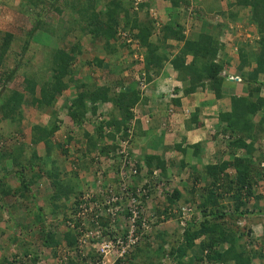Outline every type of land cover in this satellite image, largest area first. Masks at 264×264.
Returning a JSON list of instances; mask_svg holds the SVG:
<instances>
[{
	"label": "trees",
	"instance_id": "obj_1",
	"mask_svg": "<svg viewBox=\"0 0 264 264\" xmlns=\"http://www.w3.org/2000/svg\"><path fill=\"white\" fill-rule=\"evenodd\" d=\"M40 1L19 0L16 12L30 19L28 29L21 38L19 52L12 53V42L19 37L11 30L0 32V122L21 121L24 97H28L24 104L46 116L45 122L37 121L29 126L28 143L0 145V207L11 218L15 217L14 210L21 200L27 201L33 196L30 186L45 177L50 194L41 204L33 202L31 224L38 226L42 246L55 255V248L62 241L68 247L76 244L75 230L65 226L64 222L73 221L77 226L71 214L76 211L79 202L85 205L96 202L99 206L104 197L115 196L117 202L122 203L127 200L125 193L134 194L136 190L144 189L146 196L155 193L165 201V205L159 202L153 206L151 198L156 217L154 223H166L161 231L150 234L155 238V248L161 250L162 255L151 258L150 250L140 249L137 244L115 264H260L262 261L257 258L264 256L261 249L263 244L259 248L248 249L246 245L257 238L250 235L252 229L246 226L247 223L239 227L236 222L245 219L251 222L256 218L264 223V212L260 211L258 205V200L263 199L264 194L255 192L256 182L259 179L264 181V169L259 166L260 161L264 160V153L253 148L254 142L264 137V95L260 94L264 90V0H229L226 2L229 8L227 15L218 3L220 0H209L204 2L205 5L200 4L199 0H167L172 11L182 8L189 9L194 17L203 12H216L223 17L219 24H206L193 36L182 33L180 20L173 19L172 22L156 26L147 10L143 11L145 14L141 18L138 10L133 8L132 0H50L44 5ZM12 2L0 0V6L10 7ZM145 7H148V2L138 5L139 10ZM239 12L247 17L248 23L254 25L256 34L252 44L245 43L243 50L236 47L235 77L244 84L242 88L247 96L246 101L239 103L232 99L230 110L217 116V129L213 130L211 139L221 137V142L215 148L220 158L215 162L202 163L204 160H201L199 152L201 142L187 144L195 162L190 164L181 160L179 171L187 166L192 179L188 183L185 181L180 189L176 186L169 188L167 168L172 161L164 159L163 151L175 149L184 155L186 146L181 147L177 142L172 144V148L162 145L161 155L140 152V149L139 154L131 151L135 149L137 141L148 138L144 135L147 129H142V122L136 117L138 108L147 100L148 82L159 75L164 63L169 61L176 72L175 80L182 82V86L174 88L173 93L181 92L183 97L200 88L218 98L227 78L225 70L229 67L228 60L219 56L223 48L218 36L226 27L227 20L235 21ZM36 30L48 33L57 43L52 47L46 46L41 60L34 61V68L27 71L24 69L25 63L36 54L34 50L30 51V39ZM85 36L89 40L88 45L81 42ZM120 37L123 46L135 41L136 51L141 52V59L135 58L132 65L134 70L142 71V88L139 82L124 78L125 66L112 62L120 56L119 47L116 46ZM127 37H130V41H126ZM169 41H175L177 45L173 55V45ZM90 47L98 48L102 55L95 54L90 60L78 61L76 55L81 58ZM27 51L30 57L24 59V63L17 64L13 56L14 67H5L10 53L19 57ZM187 57H190L188 61ZM251 63H254L251 69L242 72ZM85 65L105 68L108 77L102 83L97 79L92 80L90 76L85 82L82 81L79 71ZM16 77L21 78V90L18 89ZM9 83L16 85L9 87ZM65 90H71V96L63 104L64 114L74 127L82 129L84 143L80 149L81 156L76 162L71 161L73 167L62 177L61 174H65L63 156L67 155V148L53 139L60 122L54 105ZM170 102L177 107L174 111L183 112L179 96H174ZM101 105L104 110L98 111ZM148 109V125L155 129L156 125L151 121L154 117L152 109ZM200 111L199 106L187 111V116L182 120L185 130L201 126ZM258 111L261 113L257 115ZM88 126L91 132L86 129ZM148 143L154 145L151 141ZM40 147L42 154L38 152ZM57 148L60 152L56 151ZM90 154L94 155L89 157ZM131 165L135 174L130 179L128 176L122 177L121 172L126 175ZM103 166L106 167L104 172ZM90 168L93 181L82 180L78 176L79 171H91ZM155 169L158 171L156 181L152 179ZM107 170L109 175H106ZM9 176L16 179L15 185H8ZM203 180L208 182L196 186ZM9 196L15 199L6 202L5 198ZM68 200L71 201L70 205H66ZM183 206L191 208L188 217L182 215ZM125 215H129V212ZM46 216L56 220L57 224L48 220L43 226ZM103 218L99 216L98 222L105 225L107 222L102 221ZM173 218H177L178 229L170 233L167 223ZM182 221L184 224H181ZM57 225L65 226L60 234ZM89 225L93 226L91 223ZM22 227L24 229L26 226ZM262 233L258 242L264 240V226ZM244 236L248 240H244ZM16 243L24 248L25 243L20 238L8 237L3 252H0V255H5L0 257V264L15 263L14 254H6L9 247ZM164 245L168 247L164 249ZM23 251L25 254L29 250L24 248ZM27 254L30 259L25 264L38 263V254L31 251ZM75 260L68 258L66 263L85 264L84 257Z\"/></svg>",
	"mask_w": 264,
	"mask_h": 264
},
{
	"label": "rangeland",
	"instance_id": "obj_2",
	"mask_svg": "<svg viewBox=\"0 0 264 264\" xmlns=\"http://www.w3.org/2000/svg\"><path fill=\"white\" fill-rule=\"evenodd\" d=\"M50 0H41L39 3L40 4H47V2ZM142 2H147V0H141ZM209 0H205V2H208ZM229 0H220L218 3L221 4V8H223V10H227V12L229 11V8L226 6V2H228ZM134 0H132V6H134L133 4ZM38 4V5H40ZM19 5V0H13L12 2V6L10 7H5V6H0V32L4 31V30H11L12 33H14V35L16 37H19V39L16 41L14 40L12 42V53L14 52H19L20 51V45L22 43V39L25 35V32L28 29V24L30 19L28 20L27 18H29L28 16L23 17V15H20L17 11V7ZM205 5V3H204ZM146 9H141L139 10L138 5H137V10H138V14L139 16L142 18L144 16L145 13H143L144 10H147V13L149 14V16L153 17L154 16V8L151 7H145ZM152 11H151V10ZM231 9V8H230ZM186 11V10H185ZM186 13V12H185ZM207 13V12H206ZM18 14V15H17ZM204 13H201V15H203ZM183 20H185V16H187V14H183L182 15ZM197 19V18H196ZM204 19L206 23H209V25L212 24H219L221 21H223V18H220L219 14L214 13V12H210L209 14H204ZM245 17L242 18L243 22L239 21V22H235V23H229L231 24L230 28L233 27V30L236 31V36L239 38L240 37V41L248 36L247 40H251V42H253L256 38L253 37V34H250V32L245 30L246 27V23H245ZM27 20V21H26ZM154 24L156 25L155 19H153ZM186 22V21H185ZM191 22V23H190ZM161 24V23H160ZM187 24H193L194 26L199 25L200 22L198 20L195 21H190L188 19ZM159 26V25H158ZM206 26V25H204ZM229 28V26H228ZM223 31V30H222ZM239 32H241L239 34ZM244 33H246L244 35ZM48 33L42 32L40 30H36L33 34L32 37L30 39V51L34 50V52L36 53L35 56H33V59L26 62L24 65V69L29 71L31 68H34V66L32 65V63L34 61L38 62L41 60V55L44 52V48H46V46L52 47L54 46L57 41H55L52 37L49 36ZM121 37H124V35H122L120 33ZM241 35V36H240ZM244 35V37L242 36ZM220 36V35H219ZM219 40H223L224 37H219ZM121 37L118 38L119 43L117 41V45L119 47V58L117 60L112 61L114 65H121V66H125V69L123 71L124 74V78H126L129 81L132 82H141V74L142 71L141 70H134L133 69V65L132 62L135 58H137L139 60L138 57H140L139 55H141V52H139L138 50L136 51V46L135 44L130 41L131 43L129 44V46H123V42H120ZM130 38V37H129ZM128 40V37L126 39V41ZM218 40V41H219ZM225 40V39H224ZM81 42L84 44H89V40L87 38V36H85L84 38L81 39ZM32 47V48H31ZM236 46L232 45L230 52H234L235 51ZM98 48H93L90 47L88 49V52L86 54H84L81 58L79 55H76L77 60L79 61H83L85 59L90 60L91 57L93 55H99L101 56L102 53L97 51ZM132 50V51H131ZM131 51V52H130ZM12 53L9 54L5 67H14V62L13 60H16L17 64H21L24 63V59L29 58L30 57V52L27 51L25 52L22 56L13 55ZM15 56L12 60V57ZM136 56V57H135ZM27 61V60H26ZM105 67V66H104ZM22 67H19V69H21ZM105 68H100V67H95L94 65H85V67L83 69H80L79 71V75L81 76L82 81H86L88 80L87 77L90 76V78L93 80L97 79V81L101 82L103 81V79H105V77H108V74H106L104 72ZM228 78V77H227ZM18 80V81H17ZM238 80V79H237ZM20 81L21 78L20 77H16V82L18 85V89L21 90L20 86ZM14 85H16L15 83H9L8 86L9 87H13ZM141 86V85H140ZM71 90H65L63 91L60 96L57 97L56 101H55V108L58 111V116L60 118V122H59V129L54 133V137L53 139L58 143L62 144L63 148H67V155L63 156V160L65 162V174H61L62 177H64V175L66 176V172L70 171L71 168L73 167V164L71 163V161H77V159L79 158V156H81V152L80 149L83 147V143H84V137H82V129L80 127H74L69 119L66 117V115L64 114V107L63 104H65L66 102H68V100L70 99V92ZM28 100V97L26 99V97H24V101ZM24 101L22 102V119L21 121L18 122H9L7 120H3L0 122V145H3L5 143L8 144H17L18 142L21 143H28L29 142V126L32 123H35L37 121L40 122H45L46 120V116L43 114H40L39 112L37 113L34 108H32L30 105L28 104H24ZM102 106V105H101ZM102 107H98V111L104 110ZM142 108H146L144 110V113L137 112L136 117H138L142 124L144 125L142 127V129H147L146 134H144L146 137H150L153 138V134L155 133V130L153 129V127H150L148 124L150 123V117L147 116L148 111H149V105L147 103L146 107L142 106ZM179 110V109H178ZM97 111V112H98ZM186 111L190 112L191 108H187ZM180 111H178L179 113ZM172 113H177V112H172ZM153 114V112H152ZM164 115L160 118L161 122H164V125L169 123V115L171 114L170 111L166 110L164 113ZM201 116V114H200ZM175 119L178 118L176 115L174 117ZM177 120H179V124L180 119L178 118ZM151 121L154 123V117L151 118ZM148 125V127H147ZM167 126V125H165ZM147 127V128H146ZM85 128V126H84ZM90 127L88 126L86 129L91 132L92 130L89 129ZM176 127H174L175 129ZM179 128H183L182 125L179 126ZM165 131H169V130H165ZM172 134H176V139L177 137V131L174 130L172 131ZM137 146L136 148L140 149V152L143 151L145 153H150L152 146L148 143V142H137ZM139 146V147H138ZM58 150V148L56 149V151ZM156 149H154L155 152ZM131 151H134V149H132ZM169 152H167L165 160H168L169 158H171V166L168 169L169 175H168V187L171 188L172 186H176L178 189H180L182 186V184L185 183V181L188 183L190 182V180L192 179L191 175H189V168L187 166H184V168L182 169V171H179V166H180V162L182 161H188L186 160V157H183L182 159H180L179 157H177L179 154H176V157H174L173 155H175L171 150H167ZM38 152L42 154L43 149L40 147L38 148ZM58 152H60L58 150ZM137 154H139L138 149L136 150ZM94 154H90L89 157L93 156ZM62 156V155H61ZM136 157V155L134 156ZM220 158V157H217ZM216 158V159H217ZM169 161V160H168ZM92 167V166H91ZM258 167V164H257ZM91 170V168H90ZM106 170V167L103 166L102 171L104 172ZM191 172V171H190ZM67 175H69V173H67ZM106 175H109L108 170ZM141 175V174H140ZM139 175V176H140ZM81 176L80 178L82 180H89V181H93V173L92 170L91 171H79V175ZM157 177V175H156ZM156 177H152V179H155V181L157 180ZM143 177L140 178V180L142 181ZM8 180V185L9 186H13L16 183V179L13 176H9L7 178ZM208 181H199L196 186H202L205 185ZM158 184V183H157ZM264 187V181L263 179H259L256 184H255V192H262ZM30 190H31V194L33 195L32 197H30L29 200H21L20 204L18 205V207L14 210V216L13 218H11L9 216V214L6 212V210L2 209L0 207V252H3V248L5 247L6 243L8 242V237H17L21 239V241H23L25 243L24 248H27V250H29L28 252H33L35 255H37V257L40 260V263L37 264H56L54 259L52 257H49V253H50V249L46 248L44 246H42L41 242H40V238L39 235L37 233V229L38 226H33V224H31L32 222V217L33 215V202H35L36 204H41L43 203V200L50 194V188L48 185V181L45 177L40 178L39 181L35 182L34 184H32L30 186ZM157 194L153 193L150 198H152V204L153 206L159 204V202H161L160 204H164L165 205V201L159 197L156 196ZM14 197L9 196L8 198H5L6 202H11L12 200H14ZM4 200V201H5ZM1 201V200H0ZM257 200L255 199L254 202H256ZM71 201L68 200L66 205L70 203ZM258 205H259V209L260 211L264 212V198L258 200ZM154 207L152 208L149 206V209L146 211L145 216H151L153 218V220H155L154 218ZM150 211V212H149ZM152 212V213H151ZM60 216V215H58ZM264 219V217H262ZM48 220H50L49 216H46L44 219V222L42 223L43 226L46 225V223L48 222ZM56 223L57 221L55 220H50ZM253 222H256L257 224L259 223V227L262 228L264 226V223H261L259 219H254ZM23 224L22 226H26L23 227L19 226ZM57 224V223H56ZM166 223L163 222H158L153 226H150L148 231L146 232L145 236L147 235L148 238H146L147 240H143L140 243H138V246H140L141 248H146L145 250H150L149 252V257L151 258H155L157 255H162V251L155 248L156 244H155V238L153 236H151L150 234H152L153 232H157V231H161V228L163 227V225ZM167 226L170 230V233L173 230H177L178 229V224H177V218H173L171 221L169 220L167 223ZM57 230L58 233L60 234L63 230L64 227L57 225ZM150 235V236H149ZM258 239L260 236H257ZM264 245V241L263 239H260L258 244L256 245V248H259L260 245ZM19 243L13 244L9 247L8 251H7V256H9L10 253L14 254V259L19 258L22 259L23 257H25L27 255L28 252H26L24 254L23 249L24 248H20ZM61 245V243H60ZM168 247V245H164L163 248L166 249ZM5 252V251H4ZM5 256V255H4ZM3 255H0V257H4ZM48 257V258H47ZM42 258V259H41ZM264 258V256H262V258H257V260L262 261V259ZM1 259V258H0ZM29 259V258H28ZM29 261V260H28ZM15 264V263H14ZM260 264H263V262H261Z\"/></svg>",
	"mask_w": 264,
	"mask_h": 264
},
{
	"label": "crops",
	"instance_id": "obj_3",
	"mask_svg": "<svg viewBox=\"0 0 264 264\" xmlns=\"http://www.w3.org/2000/svg\"><path fill=\"white\" fill-rule=\"evenodd\" d=\"M145 1V0H144ZM200 4H203L205 0H199ZM149 8L153 7L155 12L153 19H155L156 26H158L160 23H166V22H172L173 19L180 20V23L183 25V30L182 33L185 36H188L189 34L193 36L194 34H197V32L200 31V28L205 27L204 25L209 24L205 22L204 19V14H209L206 12H203V15H197V17H194L193 13L191 14L189 9L183 10L182 8L177 9V11H172V8H170L169 2L167 0H147ZM202 6V5H201ZM223 9V8H222ZM151 10V9H150ZM152 11V10H151ZM186 12V13H185ZM225 15H227V10H224ZM216 13V12H214ZM245 13V12H244ZM183 14H187L185 16V20H183ZM219 14V13H217ZM239 14V15H238ZM236 16V19L233 23L235 22H243L242 18L243 15L241 12H239ZM220 18H223L219 14ZM194 17V18H193ZM197 18V19H196ZM188 19L190 21H195L198 20L200 22L199 25L194 26L193 24H187ZM245 23L246 27L245 30L250 32V34H253V37L256 36L255 34V28L254 25L248 23L247 17H245ZM186 21V22H185ZM231 21L227 20V25L220 33L219 37H224L223 40L220 41L222 44L223 50L220 51L219 56L220 58L227 59L229 67L228 69L225 70L227 73V77L229 76H235L237 74V51L235 50L234 52H230L232 45H235L237 49H242L245 47V43H251V40H247L248 36L240 41V37L238 38L236 36V31L233 30V27L230 28L231 24L229 23ZM191 23V22H190ZM232 23V22H231ZM215 25V24H212ZM229 26V28H228ZM241 32H239L240 34ZM238 35V34H237ZM241 36V35H240ZM219 40V39H218ZM254 40V39H253ZM173 45L172 48V55L176 52L177 50V45L175 41H169ZM244 46V47H243ZM222 52V53H221ZM190 57H187L186 61H188ZM254 65V63H251L249 67H244L242 72H246L247 70H250L251 67ZM175 74L176 72L173 70L172 66L170 65L169 61H166L164 63V66L156 77H154L150 82H148V88L146 92L147 100L145 103L141 104L140 107L138 108V112L144 113V110L146 108H142V106L149 105V108L152 109L153 116H154V124L156 125L155 133L153 134V138H144L141 143H144L146 141H151L154 145L152 146V149L150 153L153 154H162V145H170L168 148H172L173 143H180L181 147H185L186 151L185 154L182 155L181 152L175 150V149H167L171 150L176 157V154L178 153L180 159L183 157H186V162H189L190 164H193L195 162V158L191 157L190 151L191 149L187 147V144H191L194 142H201L199 152L201 153L202 157V163L206 162H215L216 158L219 157V152L215 149L218 147L219 142H221V137L217 136L215 139H211V134L214 129H217L218 125V120L217 116L219 113L222 112H227L230 110V105H231V100H235L239 103L245 102L247 96L245 95V92L242 88V84L235 78H226V80L223 82V85L220 89V96L218 98H215L213 94L206 89H197V91L187 94L186 96L181 95V92H178L177 94L173 93V89L182 86V82L175 80ZM175 94V95H174ZM261 95H264V90L261 91ZM174 96H179L180 102H181V108L183 109V112L186 111L187 108H191L193 110L195 106H199L201 108V116H199V120L201 121V126L200 127H195L189 130H185L184 128H179L180 125H182V120L185 118L187 111L183 114V112H177V113H172L177 107L172 105L170 102V99L173 98ZM168 110L171 112L169 115V123L164 125V122H161L160 118L164 115L163 113ZM176 112V111H174ZM261 112L258 111L257 115L260 114ZM175 115L180 119V124L178 118H174ZM138 118V117H137ZM142 127L144 126L141 124ZM169 125V127H168ZM183 126V125H182ZM164 127H166L164 129ZM168 127V128H167ZM174 127H176L174 129ZM166 129H169V131H165ZM176 130L177 131V139H176V134H172V131ZM184 137V140L182 139ZM138 142V141H137ZM136 143V142H135ZM137 144H135V152L137 149L136 148ZM139 147V146H138ZM223 148V145H221ZM221 148V149H222ZM253 148L259 149L260 153H264V137H262L260 140L254 142ZM154 149L155 152H154ZM221 149H219L221 151ZM163 151V157H166L167 152L169 151ZM165 159V158H164ZM171 161V158L168 159ZM167 160V162H169ZM169 169V167L167 168ZM169 174V172H168Z\"/></svg>",
	"mask_w": 264,
	"mask_h": 264
},
{
	"label": "built area",
	"instance_id": "obj_4",
	"mask_svg": "<svg viewBox=\"0 0 264 264\" xmlns=\"http://www.w3.org/2000/svg\"><path fill=\"white\" fill-rule=\"evenodd\" d=\"M140 1L134 0V9H137ZM139 56L140 60L141 55ZM141 79L143 80V78ZM140 85L141 88L144 87L142 82ZM155 173L156 171H153L154 175ZM134 174L135 170L132 165L126 175L123 171L121 172L122 177L128 176L129 179ZM143 181L147 182L145 179ZM144 193V189L136 190L134 194L125 193L127 200L122 203L117 202L118 198L115 196L104 197L99 206L96 202L93 205L79 202L76 205V211L71 214L78 223L77 226L73 221L64 222L65 226L75 230L76 244L68 247L62 241L61 245L59 244L55 248V255L49 253L48 256L52 257L56 264H67L68 258L77 261L75 260L77 257H84L85 264H115L119 258L128 254L144 240L146 232L155 221L151 216H145L149 206L151 207V198ZM190 210L189 206L181 207L183 217H188ZM125 211L129 212V215L126 216ZM92 213L95 214L91 216ZM86 214H89L87 221H85ZM99 216H104L102 221L107 222L105 225L98 222ZM89 223L93 226H90ZM181 224L184 222L182 221ZM108 232L112 234L109 235ZM28 258L30 259L29 254L22 259L16 258L15 264L28 263Z\"/></svg>",
	"mask_w": 264,
	"mask_h": 264
},
{
	"label": "clouds",
	"instance_id": "obj_5",
	"mask_svg": "<svg viewBox=\"0 0 264 264\" xmlns=\"http://www.w3.org/2000/svg\"><path fill=\"white\" fill-rule=\"evenodd\" d=\"M142 1H140L139 3H141ZM139 3H138V5H139ZM136 10V9H135ZM128 39H130V38H128ZM221 40H219V42H220ZM134 44H135V46H136V43H135V41H132ZM235 50H236V48H235ZM228 78H235V79H238L237 77H235V76H229ZM259 166L261 167V168H263L264 169V160H261L260 161V163H259ZM153 171H156V173H155V175L153 174ZM152 171V177H156V175H157V173H158V171L155 169V170H153ZM256 189V188H255ZM256 193L257 194H264V187H263V191L262 192H258V191H256ZM68 205V204H67ZM69 205H70V203H69ZM158 223V222H157ZM244 223L246 224V226L247 225H249V228H251L252 229V231L250 232V235L251 236H253L254 238H257L256 240H253V242L251 243H249V244H247L246 246H247V248L248 249H252V248H256V245L258 244V243H256V242H258L257 240H258V237L257 236H262L263 235V233H262V231H263V227L262 228H260L259 227V223L257 224V223H253V221H249V220H247V219H245L244 221L243 220H238L237 222H236V225H238L239 227L240 226H244ZM153 225H155V223H153L152 224V226ZM244 240H248V238H247V236H244ZM264 241V240H263ZM264 246V245H263ZM263 246H261V249H262V254H264V247ZM260 247V246H259ZM41 261V260H40ZM40 261H38V263H40ZM262 262H263V264H264V258L262 259Z\"/></svg>",
	"mask_w": 264,
	"mask_h": 264
}]
</instances>
